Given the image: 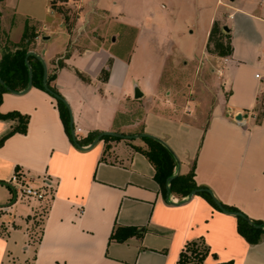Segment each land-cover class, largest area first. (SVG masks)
<instances>
[{"label": "crops", "instance_id": "1", "mask_svg": "<svg viewBox=\"0 0 264 264\" xmlns=\"http://www.w3.org/2000/svg\"><path fill=\"white\" fill-rule=\"evenodd\" d=\"M234 2L224 3L229 28L226 33L232 45L230 55L219 57L224 100L213 107L201 128L166 117L160 106L161 110L147 107L144 131L139 132L167 143L180 161L179 173L188 172L194 163L196 185L208 188L221 204L236 207L249 219L264 223V107L260 108L263 104L258 102L261 84L254 77L259 68L264 72V0H258L260 8L253 9ZM19 3L13 0L6 7L5 0H0V50L5 45L15 49L13 45L19 42L27 22L36 33L29 50L39 54L48 73L54 74L50 84L70 108L77 139L102 130L125 134L131 124L119 115L128 117L136 101L145 99L146 88H160L157 73L165 60L160 61L153 76L144 80L142 96L134 98L136 81L127 74L131 55L125 61L104 50L90 68L71 65V55L87 54L77 44L82 34L102 43L108 35H113L112 42H116L117 33L113 31L121 26L125 31L136 30L139 38L149 32L161 37V29L166 35L172 30L170 20L176 7L156 12L151 0H80L83 15L77 21L82 32L71 47L72 30L50 8V0L41 10L22 11ZM218 19V12L210 15L203 46ZM245 24L253 25L254 31L246 30ZM95 28L99 32L89 37L88 31ZM59 60L63 63L60 67ZM108 63L110 75L102 78ZM116 67L121 72L117 80L119 95L106 109L108 116L115 117L102 126L94 102L103 98L96 89L99 85L102 91L109 85ZM10 111L27 115L28 122L25 133L15 132L0 146V181L13 189L11 192L0 183V202L4 201L0 204V224L6 227L0 233V264H176L185 244L198 238L209 249L201 264H264V238L248 243L237 231L236 216L214 208L200 194L180 204L170 203L179 199L171 193L168 197L163 194L154 179V166L143 153L118 141H108L107 147L101 140L90 149L77 148L65 131L56 99L44 90L31 86L21 93L4 92L0 112ZM239 113L242 118L236 120ZM151 117L160 119L169 129L158 126L148 131L146 121ZM15 123L13 119H0V137ZM177 133L188 140L178 142ZM167 140L176 142L174 148ZM14 174L44 192L45 209L35 242L30 239L26 219L32 209L22 215L16 213L22 197L15 195L10 184ZM116 225L131 226L136 231L123 241L110 240Z\"/></svg>", "mask_w": 264, "mask_h": 264}, {"label": "rangeland", "instance_id": "2", "mask_svg": "<svg viewBox=\"0 0 264 264\" xmlns=\"http://www.w3.org/2000/svg\"><path fill=\"white\" fill-rule=\"evenodd\" d=\"M13 0H5L7 7ZM56 5L61 7V12H56L61 16L63 22L68 29L72 30V42L81 31L78 28L77 19L82 14L83 7L80 6V0H55ZM228 0H151V5L156 12H169L176 7L177 12L170 20L172 28L170 33L164 35L161 29V37H156L158 34L149 32L148 34L140 35V38L134 31H125L122 26L115 28L116 36L113 40V35H108L104 42L95 39L93 34L99 32L98 29H90L88 31L89 37L86 38L82 34L77 42L78 46L87 50L84 56H75L72 54L71 65H78L81 68H90L95 60L99 58L104 50L109 52L110 56L122 57L127 61V57L131 55V60L127 68V74L130 80L136 81V87L142 92L144 90L143 82L145 79L153 76L160 67V61L165 60L162 70L157 75L160 79L161 86L157 90L153 88L147 89L145 99L136 101L131 114L127 116L119 115L121 120L128 121L131 124L124 132L138 133L143 130V115L147 107L158 108L163 111L166 117H173L179 122L187 125H196L199 128L203 127L209 117L210 111L213 107L224 100L225 93L222 91L221 85L222 76L220 75L221 61L220 56L216 54L214 47V40L208 41L206 45H202L204 29L207 27L209 17L212 13L218 12L219 19L216 20L217 26L222 33V26L226 20L225 4ZM47 0H20L19 8L22 11H29L32 9H42ZM236 5L248 6L247 9L260 8L258 0H235ZM163 5V8L160 7ZM264 7V6H261ZM87 9V13L88 10ZM83 15V14H82ZM18 19L23 20L21 15H17ZM238 18L236 15L235 20ZM169 23L164 24L163 28L168 27ZM189 26V28L187 27ZM245 29L250 32L254 31V26L245 24ZM89 28V27H88ZM165 29V28H164ZM188 29L193 32L189 33ZM184 32V33H182ZM61 43V42H59ZM32 44H30L31 46ZM74 42L71 43V47ZM61 44L58 46L60 47ZM110 64H106L104 69L107 71L106 78L110 75ZM257 72L263 73L261 68ZM120 69L118 67L113 71L111 81L107 87L96 91L102 96L103 100L97 99L96 107L101 114V125L106 126L111 122L114 116L107 115L106 109L113 105V100L119 95L117 89V80L120 77ZM102 76V73H101ZM134 89V88H133ZM134 93V91H133ZM140 102V103H139ZM160 106L161 109L158 107ZM163 107V108H162ZM264 107L260 105V108ZM157 110V109H156ZM149 126V127H148ZM163 126L169 129V126L158 118L151 117L146 121V129L152 131V127ZM144 128V129H145ZM151 129V130H150ZM110 131V130H102ZM176 137L182 140H188L181 133H177ZM182 139V140H181ZM175 140V139H174ZM121 142L132 148L139 146L146 148L145 142L142 138L139 139H118L111 140V143ZM176 141V140H175ZM167 142L174 148V143L167 140ZM179 143V144H180ZM36 202V203H35ZM4 203L1 201L0 204ZM35 203V204H34ZM31 215L27 216L29 221V234L32 242H35L39 237V230L41 220L44 214L45 201H33L31 199H19L16 207L17 215L24 214L27 210H31ZM2 210H0L1 212ZM6 227L3 223L0 224V233H3Z\"/></svg>", "mask_w": 264, "mask_h": 264}, {"label": "trees", "instance_id": "3", "mask_svg": "<svg viewBox=\"0 0 264 264\" xmlns=\"http://www.w3.org/2000/svg\"><path fill=\"white\" fill-rule=\"evenodd\" d=\"M50 8L54 11L61 12V7L56 5L55 0H50ZM36 33L34 28L30 26L27 22L25 23L24 30L22 32L19 42L11 50L7 45L5 48H1L0 57V79L3 84H0V103L2 101V94L7 91H21L26 88L28 82V69L32 71V86L44 90L42 86V64L33 55L27 57V62H25V56L27 51L30 49V44L34 41ZM214 40V47L216 49V54L219 56H227L232 53V45L230 42V37L227 33H222L220 28L214 21L208 35V41ZM61 60L57 62V66H62ZM107 71L102 70V78H106ZM54 78V74L48 73L47 85L48 87L56 92V88L50 84V81ZM45 91V90H44ZM46 92V91H45ZM49 94V93H48ZM59 94V93H58ZM57 108L59 111L60 118L64 125L65 131L71 140L69 134V114L65 104L56 100ZM0 119H13L16 121L15 125L5 134L0 137V146L4 140L15 132L25 133L26 125L28 122V116L19 113L18 111H10L6 113L0 112ZM99 132L89 133L85 138L77 139L78 143L81 145H88L94 137ZM108 146V141L121 139L119 137L113 136H103L101 138ZM146 144V148H141L139 146H134V149L143 153L148 160L154 166V179L159 184L163 194L167 191V178L172 176L176 168V160L173 154L168 150L167 147L159 143L158 141L150 138H142ZM73 144V142H72ZM18 175V173H16ZM194 163L186 173H178L172 180L168 183L169 193L181 200L186 197L187 194L195 188H206L196 185L194 181ZM4 184L10 191L13 189L8 183L0 181ZM197 194L202 195L214 208H217L214 204L209 193L205 191L198 192ZM14 198H12V201ZM223 207L229 211H239L236 207L228 206L222 204ZM240 212V211H239ZM242 213V212H241ZM246 216V215H245ZM247 219L236 217L237 220V231L238 233L250 244L258 243L262 238H264V230L262 228L256 227L255 225L264 226V223L257 220H251L246 216ZM136 229L131 226H114L109 239L116 241H123L127 237L133 235ZM209 249L206 246L202 238L196 240H191L187 242L180 252L176 264H201L204 257L207 255ZM215 264H232L228 262H219Z\"/></svg>", "mask_w": 264, "mask_h": 264}, {"label": "water", "instance_id": "4", "mask_svg": "<svg viewBox=\"0 0 264 264\" xmlns=\"http://www.w3.org/2000/svg\"><path fill=\"white\" fill-rule=\"evenodd\" d=\"M222 30L224 32H228L229 28H228V26L223 25L222 26ZM29 55H33L34 57H36L38 60L41 61L42 70H43L42 86H43L44 90L47 93H49L51 96H53L56 100H60V101H62L65 104V106H66V108L68 110V114H69V134H70V137H71V140H72L73 144L77 148H79V149H90L93 146H95L99 141H101L102 140L101 138L103 136H113V137H119L121 139H139V138L146 137V138L154 139V140L158 141L159 143H161L162 145H164L165 147L168 148V150L173 154V156H174V158L176 160L175 172H174V174L172 176H169L167 178V184H166L167 185V191H166V194H167V197H168V195H169L168 183L172 180L173 177H175L179 173L180 161L177 158V156L173 153V151L170 149V147L167 145V143L164 140H162L161 138H159V137H157L155 135H152L150 133H147V132L123 134V133L116 132V131H102V132H99L88 145L79 144L78 141H77L76 134H75V130H74V126H73V118H72V114H71V111H70V108H69L68 104L66 103V101L64 100V98L61 95H59L58 93L52 91L47 85L48 69H47L46 62L44 61V59L39 54H37L36 52H34L32 50H28L27 53H26V56H25L26 64H28L27 57ZM0 84H3L1 79H0ZM31 86H32V71L29 68L28 69V82H27L26 88L21 90V91H12V92H20L21 93V92L26 91ZM133 96H134V98H140L142 96V92L140 91V89L138 87L134 88ZM241 118H242V115L240 113L235 116L236 120H239ZM201 191H205V192L209 193V195L211 196V198H212L214 204L216 205L217 209H219L220 211H222L224 213L232 214V215H234L236 217H241V218L247 219L246 216L243 213L239 212V211H229V210L225 209L223 207V205L213 196L212 192L208 188H195V189H192L187 194L186 197L182 198L181 200H178L177 202L171 201L170 203H174V204L183 203L184 201L190 199L193 195H195V194H197L198 192H201ZM255 226L259 227V228H262L264 230V226H261V225H255Z\"/></svg>", "mask_w": 264, "mask_h": 264}, {"label": "built area", "instance_id": "5", "mask_svg": "<svg viewBox=\"0 0 264 264\" xmlns=\"http://www.w3.org/2000/svg\"><path fill=\"white\" fill-rule=\"evenodd\" d=\"M264 55V53H263ZM254 77L261 84L260 92L258 93V102L264 104V72H257L254 74ZM10 184L15 189V195L17 197L31 199L33 201L44 200V192L41 188H36L31 186L23 181V178L13 175L10 179Z\"/></svg>", "mask_w": 264, "mask_h": 264}]
</instances>
